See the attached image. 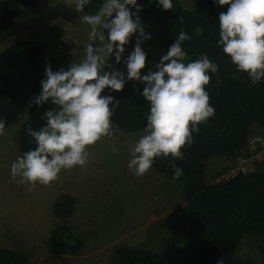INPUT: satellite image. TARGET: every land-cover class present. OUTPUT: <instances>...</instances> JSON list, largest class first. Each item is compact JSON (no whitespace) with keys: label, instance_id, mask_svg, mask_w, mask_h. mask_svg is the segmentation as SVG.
Listing matches in <instances>:
<instances>
[{"label":"trees","instance_id":"obj_1","mask_svg":"<svg viewBox=\"0 0 264 264\" xmlns=\"http://www.w3.org/2000/svg\"><path fill=\"white\" fill-rule=\"evenodd\" d=\"M35 2L0 0V33L10 28L22 6ZM172 2L174 8L165 11L158 0H137L145 15L154 21L162 44L170 47L183 29L191 36L182 42L188 62L207 55L218 64L219 70L209 73L211 82L206 86L215 109L214 117L199 125L198 133H193V142L182 149V160L174 161L171 156L156 158L152 167L170 178L174 175L173 165L183 171L176 180L183 187L181 196L185 204L181 208L187 244L171 264H218L234 255L242 237L249 233L260 234L264 258V157L254 170L225 177L223 173L232 163L207 175L208 159L217 156L234 162L236 157L247 153L249 136L264 128V80L253 85L218 45L219 13L228 6H219L214 0H196L188 10L179 0ZM45 51L43 41L20 40L0 52V96L23 104L28 110V119L15 134L21 156L35 147L28 129L45 126L44 112L52 107L50 102L40 107L34 103L42 91L41 81L46 79L47 66L40 64ZM50 67L54 72L68 69ZM145 86L125 84L122 91L104 90L102 95H111L119 101L112 116L114 126L125 131L146 128L149 104L142 95ZM73 205L74 198L63 194L55 200L53 212L58 218H66ZM46 243L48 251L56 256L77 255L83 246L82 239L66 225L55 227ZM167 259L170 258L163 253L144 247L118 245L112 264H170ZM0 264L30 263L22 252L0 246Z\"/></svg>","mask_w":264,"mask_h":264},{"label":"rangeland","instance_id":"obj_2","mask_svg":"<svg viewBox=\"0 0 264 264\" xmlns=\"http://www.w3.org/2000/svg\"><path fill=\"white\" fill-rule=\"evenodd\" d=\"M179 1L188 10L196 3V0ZM66 3L67 0H36L32 6H22L10 28L0 33V52L20 40H39L46 44L40 58L43 66L69 68L73 62L84 59L86 46L99 42L89 40L90 26L80 18L84 14H96L103 0H90L83 12ZM129 8L136 11L133 6ZM138 15L145 34L151 36L141 44L146 53L142 75H146L156 70L155 65L169 47L159 39L154 21L142 9ZM104 34L107 38V30ZM138 36L134 34L125 46L121 63H116L114 54L108 60L114 69L124 73L128 85L142 84L127 80L123 63L134 50ZM27 119L25 105L0 96V120L6 127L5 134L0 136V246L22 252L30 264H112L118 245L144 247L163 253L170 258L167 259L170 264L173 262L187 244L181 208L185 204L182 184L153 168L137 177L127 167L131 149L145 129L125 131L114 126L113 137L89 148L87 166L64 170L50 186L37 184L29 190V185L20 183L19 178L13 179L10 171L12 163L21 156L15 134ZM263 133L264 128H260L249 138ZM114 147L118 149L115 153ZM236 159L233 162L211 157L207 160V175L224 165L234 163V167ZM256 163L251 162L245 169H256ZM63 194L72 196L75 203L68 217L58 218L53 204ZM156 208L163 210L153 213ZM151 214L157 216L150 218ZM59 225H66L82 239L84 248L78 257L52 256L47 250L46 241ZM260 249V234H245L234 255L222 264H264Z\"/></svg>","mask_w":264,"mask_h":264},{"label":"clouds","instance_id":"obj_3","mask_svg":"<svg viewBox=\"0 0 264 264\" xmlns=\"http://www.w3.org/2000/svg\"><path fill=\"white\" fill-rule=\"evenodd\" d=\"M214 2L228 6L219 13L218 20V45L223 53L239 72L249 76L253 85L264 80V0ZM89 3L90 0H67L66 4L83 12ZM158 4L165 11L174 8L172 0H158ZM129 6L136 11H130ZM140 11L137 0H103L96 14L80 18L90 26L89 40L99 43H89L84 59L73 62L67 70L54 72L50 66L46 67L42 91L34 100L37 107L49 102L52 105L44 112L46 125L39 130L28 129L35 147L17 157L10 169L12 178L29 185V190L37 184L50 186L64 170L87 166L89 148L115 135L112 116L119 101L102 93L105 89L122 91L125 75L108 64V60L114 54L116 63H121L125 46L136 33L139 36L135 48L123 63L127 80L146 85L142 95L149 104V114L145 134L131 149L128 169L142 177L152 169L156 158L171 156L174 161L182 160V149L193 142V133H198L199 125L214 117L215 109L206 86L211 82L209 73H218V64L207 55L187 62L188 53L182 42L191 36L183 29L155 65L156 70L142 75L146 53L141 44L151 36L144 32ZM5 128L0 120V136L5 134ZM112 151L118 149L114 147ZM173 167V178H180L182 169Z\"/></svg>","mask_w":264,"mask_h":264},{"label":"built area","instance_id":"obj_4","mask_svg":"<svg viewBox=\"0 0 264 264\" xmlns=\"http://www.w3.org/2000/svg\"><path fill=\"white\" fill-rule=\"evenodd\" d=\"M264 157V133L248 139V150L244 155H239L236 159V165L231 168L225 177L232 176L238 172L246 171V166L251 162L259 161Z\"/></svg>","mask_w":264,"mask_h":264},{"label":"crops","instance_id":"obj_5","mask_svg":"<svg viewBox=\"0 0 264 264\" xmlns=\"http://www.w3.org/2000/svg\"><path fill=\"white\" fill-rule=\"evenodd\" d=\"M74 203H75V199H74ZM74 206V205H73ZM158 208H156L155 209V211L153 212V213H155V212H158V211H156ZM158 210H160V211H162L163 210V208L162 209H158ZM155 216H157L156 214H151L150 215V218H152V217H155ZM159 217V216H158ZM160 218H162V217H160ZM163 219V218H162ZM159 220H161V219H159ZM84 248V246H82V249ZM82 249H81V251H82ZM48 250V249H47ZM80 251V252H81ZM52 254V253H51ZM52 256H56V255H52ZM62 256V255H61ZM64 256V255H63ZM79 255L77 254V255H73L72 257H78Z\"/></svg>","mask_w":264,"mask_h":264}]
</instances>
